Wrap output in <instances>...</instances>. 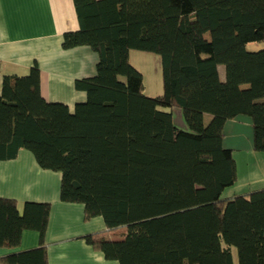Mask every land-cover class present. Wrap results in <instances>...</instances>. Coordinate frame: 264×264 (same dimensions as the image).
<instances>
[{
	"label": "trees",
	"instance_id": "16d2710c",
	"mask_svg": "<svg viewBox=\"0 0 264 264\" xmlns=\"http://www.w3.org/2000/svg\"><path fill=\"white\" fill-rule=\"evenodd\" d=\"M77 32L64 50L87 46L96 75L78 80L86 100L73 112L40 96V72L4 76L0 162L29 152L59 173V199L84 207L105 229L78 239L118 264H264V189L222 199L237 182L224 129L245 121L254 153L264 154V0H72ZM156 54L163 93L144 95L129 53ZM221 69V71H220ZM180 111L186 127L175 125ZM50 204L0 198V249L36 248L2 264H48ZM124 229L123 239L110 234ZM234 251L237 260L234 258Z\"/></svg>",
	"mask_w": 264,
	"mask_h": 264
},
{
	"label": "crops",
	"instance_id": "0c3cea01",
	"mask_svg": "<svg viewBox=\"0 0 264 264\" xmlns=\"http://www.w3.org/2000/svg\"><path fill=\"white\" fill-rule=\"evenodd\" d=\"M78 30L72 0H0V94L4 76H25L36 65L40 96L73 112L76 104L86 100L84 92L75 90V82L93 78L98 63L97 54L87 46L62 48L63 35ZM179 124L175 123L186 130L180 120ZM241 124L245 137L237 120L231 121L224 129L223 145L250 156L243 168L248 174L245 186L249 193L264 189V154L253 152L248 124ZM60 179L59 173L41 170L29 152L21 151L16 159L0 162V198L16 201L19 209L26 202L50 204L44 237L48 264H118L105 260L98 248L78 239L103 231L105 226L99 217L85 221L82 205L60 201ZM124 233L119 229L110 234V239L120 241ZM38 243L37 232L24 231L20 246L0 249V257L36 248Z\"/></svg>",
	"mask_w": 264,
	"mask_h": 264
},
{
	"label": "rangeland",
	"instance_id": "374dc122",
	"mask_svg": "<svg viewBox=\"0 0 264 264\" xmlns=\"http://www.w3.org/2000/svg\"><path fill=\"white\" fill-rule=\"evenodd\" d=\"M248 51H259L264 50V42L263 43H255L247 47ZM129 63L130 65L135 68L143 77V86H144V95L148 98H156L162 95L163 93V82H162V67L160 57L156 54L151 53H144L140 51H131L129 53ZM221 71V69H220ZM160 111L164 112H171L175 123L179 124L180 122L184 125L181 117V113L178 109L173 108H161ZM179 118V120H178ZM239 126L242 128V136L245 137L246 131L241 123H245L240 120L237 121ZM229 149V148H226ZM231 150V149H230ZM233 157L237 164V182L229 187L226 188V191L222 194V199H228L233 195H241L244 193H248L249 189L245 184H247L248 174L246 171L243 172L244 162L250 159V156L245 154L244 151H239L236 153L233 151ZM234 258L237 260L236 253L234 251Z\"/></svg>",
	"mask_w": 264,
	"mask_h": 264
}]
</instances>
